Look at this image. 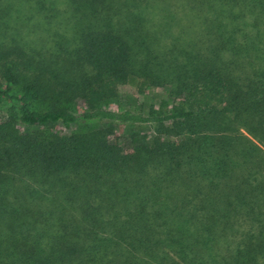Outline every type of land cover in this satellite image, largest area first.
<instances>
[{"label": "trees", "instance_id": "1", "mask_svg": "<svg viewBox=\"0 0 264 264\" xmlns=\"http://www.w3.org/2000/svg\"><path fill=\"white\" fill-rule=\"evenodd\" d=\"M186 1L207 16L187 44L128 1L72 0L73 44L0 45V264H264V0ZM131 75L170 86L165 114L108 107Z\"/></svg>", "mask_w": 264, "mask_h": 264}, {"label": "rangeland", "instance_id": "2", "mask_svg": "<svg viewBox=\"0 0 264 264\" xmlns=\"http://www.w3.org/2000/svg\"><path fill=\"white\" fill-rule=\"evenodd\" d=\"M0 0V45L22 44L33 53L51 54L59 46L73 44L75 24L85 20L86 9L72 5V0ZM43 1V0H42ZM128 1L129 10H137V5L145 16V26L156 36L157 45L169 46L172 42L189 43L202 35L207 24L206 11L189 4L186 0H147ZM159 2V3H156ZM76 2V1H75ZM194 2V0H193ZM144 23V22H143ZM128 86L131 95L121 93L118 99L109 102L111 109H130L142 113L165 114L173 105L169 85L147 86L143 93H134L139 80L129 76ZM9 104L7 99L0 100L2 108ZM97 119L79 120L65 131H86L107 125ZM113 139L124 145L133 141L147 142L154 134L155 125L149 123H113Z\"/></svg>", "mask_w": 264, "mask_h": 264}]
</instances>
